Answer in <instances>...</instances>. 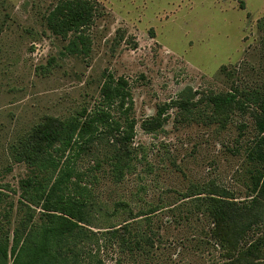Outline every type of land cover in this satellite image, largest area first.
I'll list each match as a JSON object with an SVG mask.
<instances>
[{
	"label": "rangeland",
	"instance_id": "1",
	"mask_svg": "<svg viewBox=\"0 0 264 264\" xmlns=\"http://www.w3.org/2000/svg\"><path fill=\"white\" fill-rule=\"evenodd\" d=\"M82 2L91 19L80 29L48 26L49 15L60 21ZM109 88L127 94L122 106ZM263 100L264 0H0V192L15 205L10 227L22 214L19 182L58 176L17 162L11 149L45 118L104 110L118 131L89 145L78 139L84 149L66 151L58 168L74 166L102 212L116 209L118 219L94 222L93 232L136 217L131 237L151 236L153 247L106 246L100 264H221L208 205L195 208L194 195L216 187L246 200ZM126 119L133 159L118 178L112 156ZM151 119L161 126L145 130Z\"/></svg>",
	"mask_w": 264,
	"mask_h": 264
},
{
	"label": "trees",
	"instance_id": "2",
	"mask_svg": "<svg viewBox=\"0 0 264 264\" xmlns=\"http://www.w3.org/2000/svg\"><path fill=\"white\" fill-rule=\"evenodd\" d=\"M73 7L60 21H55L54 16L49 15L48 26L54 31L80 29L91 19V7L84 2L76 3ZM114 93L120 97L122 106L127 94L117 88H109L106 96L111 97ZM259 108V114L255 117L256 134L246 154L247 160L254 166L249 172L250 186L246 200L236 202L226 190L219 191L216 187L206 198L194 195L197 199L194 201L195 208L208 205L207 209L203 208V214L211 218L209 237L222 251L225 260L221 264H264V100ZM126 124L123 134L115 136L119 147L112 156L114 175L118 178L129 168L133 159L128 143L134 137V120L126 119ZM116 126L118 124L112 120L111 114L104 110L65 120L49 117L32 128L11 149L17 162L42 168L46 170L45 173L58 169V176L51 184L39 180L37 176L19 182V206L16 207L22 214L13 228L10 227L9 217L14 202L0 192V264H100L101 248L114 245L119 253H123L125 248L130 251L140 247L144 253H148L143 247H153L152 237L140 236L139 233H135L134 238L130 235L129 226L137 222L136 217L130 218V222L124 221L103 228L101 232H93L90 227L94 222L118 219L116 209L111 213L102 212L92 182L80 180L82 174L76 172L73 165L58 168L66 151H73L78 145V139L82 145L93 144L106 133L118 131ZM160 126L159 119H151L143 124L148 131ZM83 147L78 145L80 150ZM117 206L128 208L123 203ZM97 212L101 214H95ZM154 212L151 210L141 216L145 217V221H150V215ZM36 213H39L37 219Z\"/></svg>",
	"mask_w": 264,
	"mask_h": 264
}]
</instances>
